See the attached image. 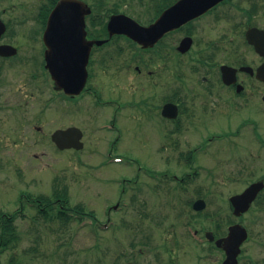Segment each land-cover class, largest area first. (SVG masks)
Returning a JSON list of instances; mask_svg holds the SVG:
<instances>
[{
    "label": "flooded vegetation",
    "instance_id": "flooded-vegetation-1",
    "mask_svg": "<svg viewBox=\"0 0 264 264\" xmlns=\"http://www.w3.org/2000/svg\"><path fill=\"white\" fill-rule=\"evenodd\" d=\"M62 1L0 0V127L24 131L27 126L31 131L42 132V125L39 126L34 121H45V118L52 116L53 113H60L61 116L74 115L76 105L81 102L83 104L86 98L93 99L96 106L95 119L99 118L98 111L103 107L116 108L117 122L130 129L133 128V123L148 117L149 120H154L153 126L164 135L160 149L163 158L160 161L163 163L171 161L173 165L185 169L177 174L153 170L148 172V176L150 179L158 180L157 182L170 183V186L172 184L176 191H184L187 184H193L191 180H201V170L188 168H191L189 166L192 164L197 166L199 164L202 146L198 147V142H193L194 138L191 137L195 122L203 114L215 111L226 114L231 110L240 112L253 104L264 114V77L258 76V70L264 64V54L248 38L250 28L258 27L264 30V24L252 22L253 18L264 17V0H220L180 26L167 30L151 45H144L135 37L139 31L138 25L150 27L180 0H70L72 4L67 8L68 11L85 12L86 40L93 41L87 64L88 76L80 93L67 92L60 86L57 78L60 66L63 68L71 65L70 60L75 57L74 53L64 51L66 46L68 50L80 48L72 45L75 39L71 36L76 31L54 29L53 32L57 34L70 36L62 37V41L69 44L59 45V40L55 43L54 39L53 52L51 56L48 54L49 45L45 37L48 20ZM202 2L212 3L213 0H201ZM113 19L119 20L115 29L110 28ZM242 20L245 22L241 31L242 43L235 42L234 39L230 42L219 40L220 36L227 37L232 33L234 35L233 28L237 24H242ZM223 31L226 34H223ZM151 34L154 36L156 31ZM121 41H125L126 46H123ZM128 49L130 51L126 52ZM128 52L130 54H127ZM193 52L194 65L188 64L187 69L184 68L185 71H182V67L188 63L185 58ZM161 61L162 68L156 66V63L160 64ZM124 69L133 71L135 83L143 76L148 78L147 90L152 94L148 102L144 98L140 100L121 98L116 101L98 96L94 86L98 84L105 89L103 81L109 83L111 89L117 90L122 97L126 95L125 90H129L134 82L121 78ZM189 73L193 75L191 79L186 78ZM94 78H97V84H92ZM136 88L137 86L130 96L134 94L137 97ZM244 118V126H249L254 131L259 128L254 118L248 116ZM101 119H104V122L98 125L99 130L117 132L118 124L114 119ZM14 121L17 124L12 128L10 126ZM73 126L81 128L85 134V128L73 122L65 126H56L52 134L59 129ZM256 137L260 147L264 149V136L257 134ZM216 138L220 136L207 137L203 150L211 146ZM55 146L58 148L56 144ZM107 155L106 161L109 159L110 162H116L117 159H122L121 155L112 153ZM233 163L237 164L233 169H238L237 172L241 175L248 176L250 182L228 197L231 215L234 213L230 202L231 196L243 192L255 182L264 183V174L260 175V171L256 170L264 165V159L256 151L252 160ZM17 167L16 174L24 176L23 169ZM237 172H227L226 176L232 178L238 175ZM38 195H19L21 205L19 210L14 212L19 215H12L13 212L2 213L0 264L25 262L16 252L21 240V234L15 228L18 219L29 218L33 226L40 223L50 225L56 223L65 227L74 222L75 207L70 203V189L67 185L55 189L52 196L43 193ZM24 198L26 205L23 204ZM260 200V207L263 206L264 209V186L252 201L250 208L240 217L242 218ZM26 209L36 211L37 215L32 216ZM59 211L65 220L58 219ZM227 222L228 227L235 223L231 222V219ZM224 235L226 234L216 233L215 238ZM12 251H15L13 256Z\"/></svg>",
    "mask_w": 264,
    "mask_h": 264
},
{
    "label": "rangeland",
    "instance_id": "rangeland-1",
    "mask_svg": "<svg viewBox=\"0 0 264 264\" xmlns=\"http://www.w3.org/2000/svg\"><path fill=\"white\" fill-rule=\"evenodd\" d=\"M252 22L264 24V17L253 18ZM244 23L242 20V24L233 28L234 35L220 36L219 40L230 42L234 39L242 43ZM120 43L126 46L125 41ZM194 53L185 58L188 63L182 71L188 64L194 65ZM162 64L161 61L156 66L162 68ZM124 70L121 78L134 82L129 90H125L126 95L122 97L103 80L105 89L98 86V80L94 78L92 84H97L94 88L98 96L116 101L144 98L148 102L152 95L147 90L148 78L140 76L141 79L135 83L133 71ZM192 76L189 73L186 78L191 79ZM136 86L137 97L134 94L130 96ZM90 99L86 98L83 104L78 103L74 115L53 113V117L48 116L45 121H34L42 125V132L31 131L27 126L24 131L0 127V217L3 212L19 215L14 212L21 205L18 198L21 194L52 196L55 189L67 185L73 207H77L79 212L94 215L101 224L108 223L104 228L103 225L90 224L92 218L89 215H83L87 216L84 224H78L74 218V222L65 227L56 223L33 226L29 218L18 219L15 228L20 232L21 240L16 252L24 264H220L225 252L211 242L196 243L190 234L195 229L198 236H203L207 230L216 233V229L225 234L229 219L242 222L249 231V239L242 245L239 264H264V209L260 207L261 200L242 218L231 215L228 208V197L250 182L248 176L233 169L237 165L233 162L239 164L252 160L254 151L264 159V149L256 137L257 134L264 136V114L260 109L253 104L240 112L203 114L195 122L191 137L193 142H198V147L202 146L199 164L188 168L201 170V180H191L193 184H187L184 191H176L172 184L157 182L148 176V172L153 170L167 174L185 170L171 161H160L164 135L153 126L154 120L146 117L133 123L130 129L117 122L114 107L100 108L97 114L100 119H95L96 106ZM244 116L254 118L259 128L254 131L244 126ZM101 118L114 119L118 124L117 132L99 130L98 125L104 122ZM72 122L85 128V146L80 150L58 149L51 140L53 129ZM16 124L14 121L10 127H16ZM213 135L220 138L203 150L205 139ZM107 153L121 155L122 159L120 162L106 161ZM17 166L23 169L24 176L16 174ZM256 170L260 175L264 174V165ZM227 172H237L238 175L228 178ZM197 198H204L207 203L201 211L192 207ZM119 202V205L124 202L127 205L118 211L112 210ZM26 210L32 216L37 215L34 210ZM108 219L112 220L108 222ZM188 224L193 228L190 229ZM13 253L15 251L11 252L12 256Z\"/></svg>",
    "mask_w": 264,
    "mask_h": 264
},
{
    "label": "water",
    "instance_id": "water-1",
    "mask_svg": "<svg viewBox=\"0 0 264 264\" xmlns=\"http://www.w3.org/2000/svg\"><path fill=\"white\" fill-rule=\"evenodd\" d=\"M220 0H213L212 3H201V0H180L176 5L166 10L164 14L150 27H144L138 25L139 31L135 35L136 38L144 45H151L158 39L164 32L169 29L180 26L189 19L200 14L204 9L206 10L211 4ZM72 3L70 0H63L59 3L58 7L52 12L46 30V40L49 45L48 54L51 56L53 52L54 39L59 40V45H68L66 41H62V37L68 38L70 36H62L53 32L54 29H72L76 33L71 36L75 39L72 45L80 46L75 49H64L67 53H74L75 57L70 60L71 65L59 68L58 81L60 86L65 88L69 93H80L85 86L88 76L87 64L89 61L90 49L93 41L86 40V31L84 24L85 12H70L68 7ZM119 22L117 19H113L110 23V28L115 29L116 24ZM156 31V34L152 36L151 32ZM248 38L254 42L257 49L264 54V30L253 27L249 29ZM100 43V42H98ZM49 60L51 61V57ZM49 66L51 69L50 63ZM62 71V72H61ZM258 76L264 77V64L258 70ZM83 132L79 127L73 126L66 129H59L52 134L53 141L60 149L75 148L81 149L84 147L82 141ZM264 183L262 181L255 182L246 188L242 193L235 194L230 198L234 213L241 215L247 211L252 201L256 198L258 192L263 188ZM206 206V202L203 199H199L194 203V208L201 210ZM210 238H213L211 232L207 233ZM248 238V231L240 223L233 224L229 227V233L227 236L216 240V244L222 247L226 252V258L222 264H238V256L241 252V244Z\"/></svg>",
    "mask_w": 264,
    "mask_h": 264
},
{
    "label": "trees",
    "instance_id": "trees-1",
    "mask_svg": "<svg viewBox=\"0 0 264 264\" xmlns=\"http://www.w3.org/2000/svg\"><path fill=\"white\" fill-rule=\"evenodd\" d=\"M79 213H82V212H79ZM58 217H59L60 219L65 220L64 215H62L61 211H59V213H58ZM217 227H219V226H217ZM12 239H13V238H12Z\"/></svg>",
    "mask_w": 264,
    "mask_h": 264
}]
</instances>
